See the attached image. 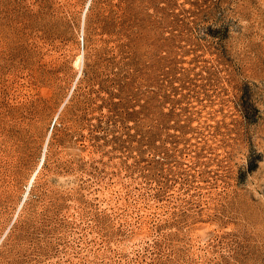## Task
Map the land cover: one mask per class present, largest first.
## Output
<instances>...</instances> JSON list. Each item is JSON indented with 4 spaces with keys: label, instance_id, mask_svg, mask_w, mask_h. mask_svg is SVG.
Segmentation results:
<instances>
[{
    "label": "rangeland",
    "instance_id": "rangeland-1",
    "mask_svg": "<svg viewBox=\"0 0 264 264\" xmlns=\"http://www.w3.org/2000/svg\"><path fill=\"white\" fill-rule=\"evenodd\" d=\"M0 264H264V0H0Z\"/></svg>",
    "mask_w": 264,
    "mask_h": 264
},
{
    "label": "bare ground",
    "instance_id": "bare-ground-1",
    "mask_svg": "<svg viewBox=\"0 0 264 264\" xmlns=\"http://www.w3.org/2000/svg\"><path fill=\"white\" fill-rule=\"evenodd\" d=\"M79 59H80V57H79ZM42 160H44V157H43ZM42 163H43V161H42ZM40 166H41V165H40ZM39 168H40V167H39ZM36 175H37V173H34L33 180L36 178Z\"/></svg>",
    "mask_w": 264,
    "mask_h": 264
}]
</instances>
